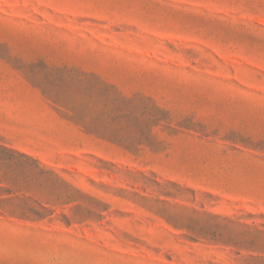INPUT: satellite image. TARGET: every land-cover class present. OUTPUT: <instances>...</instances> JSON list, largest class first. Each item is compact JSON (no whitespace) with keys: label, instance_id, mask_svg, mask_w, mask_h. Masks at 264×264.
<instances>
[{"label":"rangeland","instance_id":"374dc122","mask_svg":"<svg viewBox=\"0 0 264 264\" xmlns=\"http://www.w3.org/2000/svg\"><path fill=\"white\" fill-rule=\"evenodd\" d=\"M0 264H264V0H0Z\"/></svg>","mask_w":264,"mask_h":264}]
</instances>
